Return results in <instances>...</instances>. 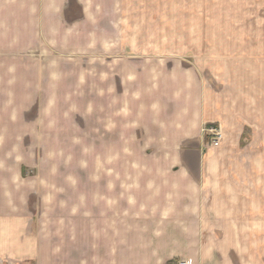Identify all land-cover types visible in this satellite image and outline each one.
Here are the masks:
<instances>
[{
    "label": "rangeland",
    "instance_id": "1",
    "mask_svg": "<svg viewBox=\"0 0 264 264\" xmlns=\"http://www.w3.org/2000/svg\"><path fill=\"white\" fill-rule=\"evenodd\" d=\"M259 1L0 0V264L101 261L117 222L106 184L173 161L112 148L116 100L136 88L124 78L181 55L212 79L232 67V40L243 45L235 21L264 16ZM225 155L232 183V141Z\"/></svg>",
    "mask_w": 264,
    "mask_h": 264
},
{
    "label": "crops",
    "instance_id": "2",
    "mask_svg": "<svg viewBox=\"0 0 264 264\" xmlns=\"http://www.w3.org/2000/svg\"><path fill=\"white\" fill-rule=\"evenodd\" d=\"M257 4L264 11V0ZM235 22L245 26L238 30L243 45L232 40V67L217 63L212 79L204 80L181 55L158 56L168 60L133 67L124 78L136 88L116 100L112 148L171 154L173 161L155 164L146 176H118L106 184L116 197L108 203L116 212L115 237L101 246L95 264H167L176 258L264 264V225L247 221L264 219V16ZM223 66L228 72L220 76ZM214 124L226 134L215 151L206 148L202 132ZM246 130L254 137L249 149L239 146ZM231 141L232 183L224 160ZM101 208L108 209L104 203Z\"/></svg>",
    "mask_w": 264,
    "mask_h": 264
},
{
    "label": "built area",
    "instance_id": "3",
    "mask_svg": "<svg viewBox=\"0 0 264 264\" xmlns=\"http://www.w3.org/2000/svg\"><path fill=\"white\" fill-rule=\"evenodd\" d=\"M203 134L205 135V145L208 148L219 146L224 138L223 128L219 124L206 126L203 129ZM167 264H190V262L184 258H177Z\"/></svg>",
    "mask_w": 264,
    "mask_h": 264
}]
</instances>
